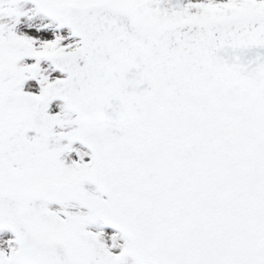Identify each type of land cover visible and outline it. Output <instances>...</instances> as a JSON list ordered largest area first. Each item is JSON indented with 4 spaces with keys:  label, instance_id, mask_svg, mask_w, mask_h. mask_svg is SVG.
<instances>
[{
    "label": "snow or ice",
    "instance_id": "1",
    "mask_svg": "<svg viewBox=\"0 0 264 264\" xmlns=\"http://www.w3.org/2000/svg\"><path fill=\"white\" fill-rule=\"evenodd\" d=\"M0 264H264V0H0Z\"/></svg>",
    "mask_w": 264,
    "mask_h": 264
}]
</instances>
